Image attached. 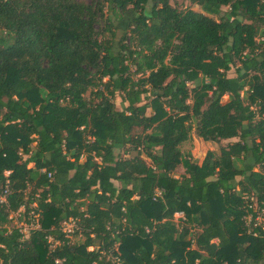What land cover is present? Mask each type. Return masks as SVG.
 <instances>
[{"label":"trees","instance_id":"obj_1","mask_svg":"<svg viewBox=\"0 0 264 264\" xmlns=\"http://www.w3.org/2000/svg\"><path fill=\"white\" fill-rule=\"evenodd\" d=\"M169 1L0 0V264H264V0Z\"/></svg>","mask_w":264,"mask_h":264},{"label":"rangeland","instance_id":"obj_2","mask_svg":"<svg viewBox=\"0 0 264 264\" xmlns=\"http://www.w3.org/2000/svg\"><path fill=\"white\" fill-rule=\"evenodd\" d=\"M87 3L90 2V0H84ZM169 3L178 9H186L190 8L194 11L201 12L200 8L197 5L191 4L188 0H170ZM227 8L223 7L222 11H226ZM106 12V11H105ZM113 18V17H112ZM112 21L116 23V20L113 18ZM123 24V21L117 22L116 25L118 27ZM228 98L225 96L222 100L223 103L227 102ZM135 134H138L139 131H135ZM235 140H230V141H221L220 143H212V142H205L202 139L198 138L195 134V123L192 124L191 130H190V135L188 141L183 143L180 146V151H181V163L177 166L176 170L174 171V176L175 177H180L185 170L184 167V160H186L187 154H189L190 158L192 160H195L198 162V164L201 163L203 160L205 154L207 151H218L221 146H225L228 142H233ZM147 164H149V160L144 159ZM16 226L15 220H11L9 227ZM74 242H83L84 237L83 236H75L73 237Z\"/></svg>","mask_w":264,"mask_h":264},{"label":"built area","instance_id":"obj_3","mask_svg":"<svg viewBox=\"0 0 264 264\" xmlns=\"http://www.w3.org/2000/svg\"><path fill=\"white\" fill-rule=\"evenodd\" d=\"M48 177H51V174H49ZM7 194H8V189L6 188L0 194V203L5 202ZM159 196H161V191L156 190L155 197L153 199L155 200V198ZM250 200L254 201L252 198ZM253 207H256L255 203L253 204ZM21 213H22L21 211L17 213H12L9 217L10 220H15L16 226L14 227L17 228L21 234H26L29 230H35L39 228L38 223H37V218L34 221L28 219L30 222H27L28 220L23 221L21 219ZM257 214L258 216L255 219L256 221V223L254 224L255 226L260 225L262 222L260 218V214L259 213ZM182 216H183L182 213L175 214V220L182 218ZM249 223H250V218L247 217L246 225H248ZM60 231L64 235V238L68 240H73V237H75V234L77 232H80V226L76 219L70 218L60 223ZM47 241L50 244V249H54L60 243L59 241H54L52 237L50 236L47 238ZM109 258L113 264H121V261L116 256H109Z\"/></svg>","mask_w":264,"mask_h":264},{"label":"crops","instance_id":"obj_4","mask_svg":"<svg viewBox=\"0 0 264 264\" xmlns=\"http://www.w3.org/2000/svg\"><path fill=\"white\" fill-rule=\"evenodd\" d=\"M115 185L117 186V183H115ZM14 227V226H13Z\"/></svg>","mask_w":264,"mask_h":264}]
</instances>
